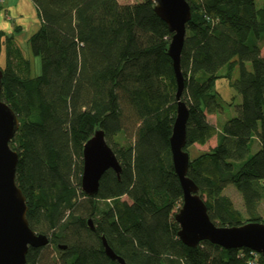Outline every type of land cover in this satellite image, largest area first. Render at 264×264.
Wrapping results in <instances>:
<instances>
[{
    "label": "trees",
    "instance_id": "16d2710c",
    "mask_svg": "<svg viewBox=\"0 0 264 264\" xmlns=\"http://www.w3.org/2000/svg\"><path fill=\"white\" fill-rule=\"evenodd\" d=\"M32 1L41 25L28 41L41 59L39 76H31L16 34L0 29L1 96L20 120L10 142L19 155L17 183L30 228L49 237L45 247L29 249L26 264H119L102 237L126 264H249L250 249L209 241L192 248L178 236L183 189L170 147L178 103L168 55L172 33L154 1ZM186 1L192 19L181 57V100L189 108L185 150L217 138L214 148L191 157L188 176L217 226L264 223V6ZM236 69L242 102L217 129L208 119L224 110L215 84L231 80ZM96 129L105 132L122 171L108 170L98 193L88 196L81 189L82 153ZM230 186L241 195L246 218L225 195Z\"/></svg>",
    "mask_w": 264,
    "mask_h": 264
},
{
    "label": "water",
    "instance_id": "95a60500",
    "mask_svg": "<svg viewBox=\"0 0 264 264\" xmlns=\"http://www.w3.org/2000/svg\"><path fill=\"white\" fill-rule=\"evenodd\" d=\"M158 16L168 25L172 39L168 55L173 61L177 84V113L170 138L174 169L183 189V202L175 219L180 225L178 236L188 247H197L203 241L225 249H250L264 257V223L248 222L239 226L219 227L208 214V208L200 195V189L188 176L191 156L187 145L189 108L181 100L185 78L181 71L182 51L187 36L188 23L192 19L191 7L186 0H153ZM3 71L0 69V264H26L30 248L49 244V237L37 234L27 219L26 197L17 183L19 155L10 142L20 128V120L13 109L2 99ZM83 173L81 189L88 196H95L100 181L108 170L119 176L120 162L107 144L105 132L96 129L83 147ZM93 229L92 221H88ZM105 252L119 264H126L102 237ZM65 249V246H60Z\"/></svg>",
    "mask_w": 264,
    "mask_h": 264
},
{
    "label": "rangeland",
    "instance_id": "374dc122",
    "mask_svg": "<svg viewBox=\"0 0 264 264\" xmlns=\"http://www.w3.org/2000/svg\"><path fill=\"white\" fill-rule=\"evenodd\" d=\"M141 0H119L121 4H134L140 2ZM264 6V0H256V7L261 8ZM38 29L33 27L29 32L16 34L18 45L22 50L26 59L30 61L31 64V76L36 77L39 76L42 72L41 69V59L40 57L34 56L31 53L30 45H29V37L35 33ZM262 46V55L264 56V40L261 43ZM5 65V51H3L0 55V66L3 67ZM248 69L252 70V65L250 63L247 64ZM239 77V71L236 69L233 73V77L231 80L229 79H219L215 84V89L221 96V99L224 104V110L222 113L209 115L208 119L211 124L215 125L217 129H221L222 125L229 119L235 117L237 115V106L241 104L242 97L234 87V82ZM115 138V141H117ZM119 141L122 143L123 140L119 138ZM217 138L214 137L210 140L206 145L200 146L195 145L194 147L189 148L190 156L192 158L198 156L201 152H206L216 146ZM125 143V142H123ZM258 150V145L256 142L252 143L251 146V155H253ZM225 195L228 196L237 210H239L243 217L246 218L247 215L245 213L244 204L241 198V195L237 191L234 186H230L225 190ZM126 199V197L124 198ZM262 216H264V205H262Z\"/></svg>",
    "mask_w": 264,
    "mask_h": 264
},
{
    "label": "crops",
    "instance_id": "0c3cea01",
    "mask_svg": "<svg viewBox=\"0 0 264 264\" xmlns=\"http://www.w3.org/2000/svg\"><path fill=\"white\" fill-rule=\"evenodd\" d=\"M40 25L39 13L32 0H7L2 2L0 29L7 35L29 32L33 27L39 29ZM16 28L19 29L18 32H15ZM17 37L16 42L18 44ZM262 205H264V201Z\"/></svg>",
    "mask_w": 264,
    "mask_h": 264
},
{
    "label": "built area",
    "instance_id": "2783aa9c",
    "mask_svg": "<svg viewBox=\"0 0 264 264\" xmlns=\"http://www.w3.org/2000/svg\"><path fill=\"white\" fill-rule=\"evenodd\" d=\"M5 1H7V0H0L1 3L5 2ZM259 257H260V255L258 253L252 252L250 257H249L248 263L249 264H260Z\"/></svg>",
    "mask_w": 264,
    "mask_h": 264
}]
</instances>
